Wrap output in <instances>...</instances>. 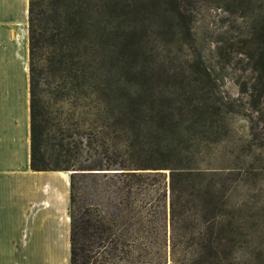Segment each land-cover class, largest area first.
I'll return each instance as SVG.
<instances>
[{"label":"trees","instance_id":"16d2710c","mask_svg":"<svg viewBox=\"0 0 264 264\" xmlns=\"http://www.w3.org/2000/svg\"><path fill=\"white\" fill-rule=\"evenodd\" d=\"M27 21L30 168L69 172L70 264H234L249 238L227 204L228 177L208 157L238 108L216 92L200 60L169 68L151 46L186 41L181 2L28 0ZM251 69L261 82L254 109L263 120L251 142L264 152V48ZM44 92L92 112L88 140L74 142L99 151L89 168L60 144L48 160ZM83 169L122 177L123 185L82 209ZM161 169L168 189L148 191L137 170Z\"/></svg>","mask_w":264,"mask_h":264},{"label":"rangeland","instance_id":"374dc122","mask_svg":"<svg viewBox=\"0 0 264 264\" xmlns=\"http://www.w3.org/2000/svg\"><path fill=\"white\" fill-rule=\"evenodd\" d=\"M179 1L188 19L186 41L153 42L151 46L169 68L188 66L193 60H200L210 80L214 81L212 86L216 92L234 99L238 112L227 116L228 133L212 148L208 160L212 167L223 171L219 173L228 177L227 204L237 209L236 219L249 238V242L236 252L234 264H264V152L251 142L250 135V131L260 133L263 126L260 113L255 111L261 82L251 68L252 60L264 48V0ZM15 26L26 28L28 35V24L24 25L22 16ZM43 104L48 160L54 162L56 145L60 144L61 150L71 151L77 166L89 168L99 151L85 149L74 142L80 137L88 140L90 131L86 128L92 122V112L87 107L73 108L69 102L56 101L46 92ZM58 121L79 122L80 128L71 125L58 129L55 125ZM98 157L106 158L103 154ZM78 171L86 172L77 177L76 199L82 209L87 204L98 203L100 192L116 191L123 185L122 177L87 173L101 170ZM137 172L143 175L148 191L168 189L167 170Z\"/></svg>","mask_w":264,"mask_h":264},{"label":"crops","instance_id":"0c3cea01","mask_svg":"<svg viewBox=\"0 0 264 264\" xmlns=\"http://www.w3.org/2000/svg\"><path fill=\"white\" fill-rule=\"evenodd\" d=\"M27 9L0 0V264H70L69 172L30 168Z\"/></svg>","mask_w":264,"mask_h":264}]
</instances>
